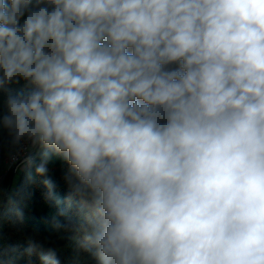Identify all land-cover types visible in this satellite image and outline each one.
Segmentation results:
<instances>
[{
  "label": "clouds",
  "instance_id": "clouds-1",
  "mask_svg": "<svg viewBox=\"0 0 264 264\" xmlns=\"http://www.w3.org/2000/svg\"><path fill=\"white\" fill-rule=\"evenodd\" d=\"M21 80L0 133L67 163L98 264H264V0H0Z\"/></svg>",
  "mask_w": 264,
  "mask_h": 264
},
{
  "label": "trees",
  "instance_id": "trees-1",
  "mask_svg": "<svg viewBox=\"0 0 264 264\" xmlns=\"http://www.w3.org/2000/svg\"><path fill=\"white\" fill-rule=\"evenodd\" d=\"M31 87L21 80L0 91V114L6 111L4 100L9 93ZM33 148L32 162L14 171L7 161L13 151L6 133H0V187L9 192L0 214V264H43L41 256L50 251L60 264H98L84 239L89 201L72 194L65 179L69 166L54 152L46 162L47 173L39 174L37 167L44 162V150ZM48 180L51 187L45 183ZM1 197L0 211L5 195ZM56 222L66 227L58 229Z\"/></svg>",
  "mask_w": 264,
  "mask_h": 264
},
{
  "label": "built area",
  "instance_id": "built-area-1",
  "mask_svg": "<svg viewBox=\"0 0 264 264\" xmlns=\"http://www.w3.org/2000/svg\"><path fill=\"white\" fill-rule=\"evenodd\" d=\"M33 146L25 144L21 150H16L10 153L7 157L9 168H14V171L19 167L27 164L26 157L33 154Z\"/></svg>",
  "mask_w": 264,
  "mask_h": 264
},
{
  "label": "water",
  "instance_id": "water-1",
  "mask_svg": "<svg viewBox=\"0 0 264 264\" xmlns=\"http://www.w3.org/2000/svg\"><path fill=\"white\" fill-rule=\"evenodd\" d=\"M13 177H14V174L12 175V180H13ZM12 180H11V182H12ZM8 194H9V192H7V193L5 194V198H4L3 203H2V207H1L0 214L3 212L4 207H5V205H6L5 203H6L7 199H8Z\"/></svg>",
  "mask_w": 264,
  "mask_h": 264
},
{
  "label": "crops",
  "instance_id": "crops-1",
  "mask_svg": "<svg viewBox=\"0 0 264 264\" xmlns=\"http://www.w3.org/2000/svg\"><path fill=\"white\" fill-rule=\"evenodd\" d=\"M15 176V175H14ZM12 178V177H11ZM8 192L6 189L3 188V192L0 191V202L2 200V195H5V193Z\"/></svg>",
  "mask_w": 264,
  "mask_h": 264
},
{
  "label": "rangeland",
  "instance_id": "rangeland-1",
  "mask_svg": "<svg viewBox=\"0 0 264 264\" xmlns=\"http://www.w3.org/2000/svg\"><path fill=\"white\" fill-rule=\"evenodd\" d=\"M0 191L3 192V188L0 187Z\"/></svg>",
  "mask_w": 264,
  "mask_h": 264
}]
</instances>
